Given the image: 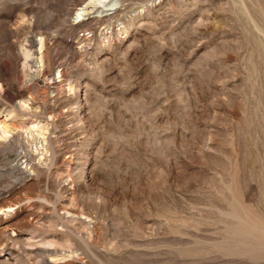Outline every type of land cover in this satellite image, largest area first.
I'll list each match as a JSON object with an SVG mask.
<instances>
[{"label": "rangeland", "instance_id": "1", "mask_svg": "<svg viewBox=\"0 0 264 264\" xmlns=\"http://www.w3.org/2000/svg\"><path fill=\"white\" fill-rule=\"evenodd\" d=\"M84 2L0 0V264H264V0Z\"/></svg>", "mask_w": 264, "mask_h": 264}, {"label": "bare ground", "instance_id": "2", "mask_svg": "<svg viewBox=\"0 0 264 264\" xmlns=\"http://www.w3.org/2000/svg\"><path fill=\"white\" fill-rule=\"evenodd\" d=\"M94 3H101V0H87V2H84L79 8L78 10H76V17L82 16L84 14H86L85 9L89 6V5H93ZM36 45H37V49L34 51V53L28 48L26 47L24 44L20 45V54L22 55V59H23V63H22V67H24V69H29V62H31L30 60L32 59V63L34 65V67L36 69H38L41 66L42 63V58H41V53H42V48H43V39L40 37L38 38V40L36 41ZM35 54V56L33 57V55ZM59 77V73H57V77ZM53 80V79H52ZM18 107H20V109L22 111H24V114L19 115L20 118L21 116L25 115V112L27 114V112L29 111V105L27 101H19L18 102ZM5 117H7V114L5 115ZM26 120V119H25ZM5 125V124H3ZM0 126V139L6 137V135L8 134L9 130L6 126ZM33 127H36L37 129V133L42 136L43 135V126L40 125H33ZM28 131H29V126L27 127ZM9 135V134H8Z\"/></svg>", "mask_w": 264, "mask_h": 264}]
</instances>
